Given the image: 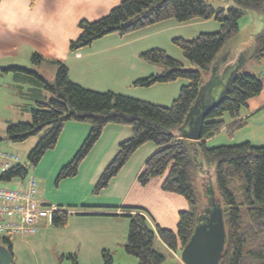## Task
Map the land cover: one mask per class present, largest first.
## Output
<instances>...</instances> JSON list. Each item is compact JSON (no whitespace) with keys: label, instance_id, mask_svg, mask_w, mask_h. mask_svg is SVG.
<instances>
[{"label":"trees","instance_id":"1","mask_svg":"<svg viewBox=\"0 0 264 264\" xmlns=\"http://www.w3.org/2000/svg\"><path fill=\"white\" fill-rule=\"evenodd\" d=\"M118 1V5L104 17L92 22L79 21V36L70 42V51L89 46L110 33L126 35L169 19L178 23L213 19L219 24L216 32L201 33L190 40L173 39L186 61L208 74L226 43L238 33L241 17L249 12L264 11V0H233L234 4L226 9L214 8L208 0ZM252 45L253 57L264 58V24L253 36ZM140 56L149 63L160 65L163 71L161 75L136 80L134 86L149 87L157 82L177 79L187 81L169 106L112 91L85 88L69 79L67 67L59 61H49L57 65L52 81L32 68H0V74L12 76L15 93L27 101L21 104V110L30 113V122L7 123V139L18 143L30 136H39L27 156L29 163L36 166L43 155L55 147L66 122L88 124L90 129L86 138L70 162L60 169L58 181L77 174L80 163L106 125L129 126L132 136L119 144L116 155L95 184L93 194L107 187L141 145L152 143L156 149L145 161L137 182L146 186L153 178L164 177L161 190L183 197L190 210L179 213L177 229L173 232L158 225L151 226L144 211L138 208L121 207V217L128 220L123 244L125 253L135 257L137 264H163L165 257L154 246L156 236L171 250H175L178 244L182 248L193 232L201 201L207 197V188L211 185L215 202L220 204L223 212L226 232L219 264H264V146L256 147L248 142L233 146L206 145L207 139L226 126L225 116L231 120L226 127L229 136L245 126L241 111L248 100L261 92V80L251 74L236 72L222 101L206 116L200 139L190 141L181 139L179 134L203 84L200 71L184 69L180 61L159 48L146 50ZM43 61L39 54L31 56L33 65ZM26 175L25 166L19 164L1 180L23 179ZM69 216L65 210H57L52 214L51 224L66 226ZM0 240L11 252L10 240L6 236H0ZM101 257L103 264H116L109 251H103ZM67 258L71 264H77L74 256L68 255Z\"/></svg>","mask_w":264,"mask_h":264},{"label":"crops","instance_id":"2","mask_svg":"<svg viewBox=\"0 0 264 264\" xmlns=\"http://www.w3.org/2000/svg\"><path fill=\"white\" fill-rule=\"evenodd\" d=\"M118 3V0H34L33 2L31 0H0V68L21 67L26 63L28 65L29 61L31 62V56L36 53L45 61L32 69L48 81L53 80L57 68L56 64L49 61H59L67 67L69 79L85 88L120 93L118 90H113L117 79L127 81V87L130 85L136 87L133 85L136 80L147 75L159 74L160 70L163 71L161 66L152 65V69L147 71L148 74L135 73L136 68L133 62L141 57V53L149 50V47L145 50L143 48L144 41L148 37V32L141 34L145 28L126 35L110 33L77 51L69 50L70 42L75 41L79 36L77 27L79 21L98 20L108 14ZM249 13L252 19H255V12ZM239 23L238 38L240 37ZM263 24L264 16L257 22L253 33H258ZM218 29L219 27L212 26L211 29H206L202 33L216 32ZM141 42H143L141 46H135ZM243 44L237 38L226 43L213 63L216 71L212 77L224 76L225 83L236 67L238 69L235 73L242 72L248 65L245 72L261 80V92L248 100L241 111V119L245 120V126L229 136L226 127L231 120L225 116L227 117H224L226 126L206 140L208 147L233 146L245 142L256 147L264 146V58L253 57V45L244 46ZM46 65H49L51 70L49 77L47 73H42L45 72ZM227 65L235 68L224 72ZM210 74L211 71L207 75ZM3 75L9 74H0V79H8L7 83L0 87V93L3 87L8 89L15 87L12 76L2 78ZM91 75L99 77L100 83L97 82V86L105 88L97 89L100 87L80 82L81 78H88ZM208 79L207 76L206 80ZM172 93L174 94V91ZM13 95L14 107L21 106V97L17 93ZM127 96L140 98L135 94H127ZM170 96L162 97L160 93V97L164 100L170 99ZM7 120L3 121L10 122ZM89 129L90 126L86 123L66 122L55 147L43 155L40 161L43 167L51 166L54 170L70 162L86 138ZM131 136L132 129L129 126L106 125L98 141L80 163L77 174L72 180L63 181L60 184L62 186L58 195L48 194V180L45 174L40 172L38 167L33 170V173L39 176L36 177V181L40 202L45 206H55L65 210L70 216L67 225L63 227H55L49 220H43L39 224L37 233L32 236H6L10 240L11 264L22 263L17 262L14 250V244L20 243L29 245L33 253L48 245H50L49 249L59 248L64 253L61 258H67L68 255L74 256L77 264H103L101 257L103 251H109L116 264H137L136 258L126 254L123 249L128 232V220L121 217L123 214L121 207L138 208L144 211L151 226L158 225L160 228L176 231L179 213L190 210L186 200L177 194L161 190L164 177L153 178L146 186H141L137 182L145 161L156 149L152 143L141 145L117 175L109 181L107 187L98 194H93L95 184L105 167L116 155L119 144ZM219 136H223L225 141L216 143L215 140ZM82 206L89 209H84ZM1 244L7 247L0 240ZM154 246L164 257L168 255L178 258L180 244L175 250H171L156 236ZM43 256L27 261V264H46L40 262Z\"/></svg>","mask_w":264,"mask_h":264},{"label":"rangeland","instance_id":"3","mask_svg":"<svg viewBox=\"0 0 264 264\" xmlns=\"http://www.w3.org/2000/svg\"><path fill=\"white\" fill-rule=\"evenodd\" d=\"M208 1L214 8L226 9L227 7L234 4L233 0H208ZM254 14H255L254 15L255 19H252L250 13H246L239 20L240 37L238 38L239 35L237 33L235 38H237L240 42L244 43L243 44L244 46L252 45V38L254 35H256V33H253V31H255L257 22L259 21V19L264 16V11L255 12ZM212 26L219 27V24L213 19L211 20L195 19V20H191L185 23H178L174 21L173 19L161 21L152 26H148L144 29V31H141V34L148 32L152 36L151 37L147 33L148 37H147V40L144 41L143 48L144 50L147 49V47H149V49L159 48V49L164 50L168 56L174 59H177L182 64H184L183 65L184 69L190 68L192 70L200 71L202 75L201 76L202 81L205 82L207 79V76L209 78L210 75H207L205 71L200 70L195 64L188 63L186 59L183 57L182 52L179 49V47H177L174 44L173 39L183 38L186 40H190V39L197 37L199 33L201 34L204 30L211 29ZM205 33H212V32H205ZM142 43L143 42L137 43L135 46H141ZM26 64H23L21 67H27V68H32L34 66L36 67V65H33L30 61L28 65ZM133 64L136 68L135 73H138V75H143L146 73L148 74L147 71L152 69V65L160 66L158 64L149 63L148 61H145L142 57H138V60L134 61ZM247 67L248 65L245 66L244 70H242V73H246L245 71ZM38 69L39 71H42V69L41 70L40 68ZM50 71L51 70H50L49 65H46L45 72H42V73L43 74L47 73V76L49 77ZM161 74H162V70L159 71V75ZM5 76H9L10 78L11 75L10 74L3 75L2 78H5ZM149 76L147 75V77ZM54 77L55 75L53 76V78ZM143 78H146V76ZM7 80L8 79H0V87H2L4 83H7ZM117 80L118 81H116L115 86H114L115 89L113 88L114 91L118 90L120 91V94L123 93V95L135 94L139 96L140 98H137V97L135 98L134 96L133 97L129 96V97L144 100V101L154 103V104L165 103V104H159L162 106H169L172 103V101L178 96L180 88L182 87L181 85L183 83H187V81L184 79H177L175 81H170L166 83L157 82L149 87H140V86L131 87L132 85L127 87V84H128L127 81L122 80V79H117ZM99 81H100L99 77H95V75H91V77H88V78L80 79V82L90 83L96 87H100V86H97V82ZM102 88H105V87H100L97 89H102ZM1 91L2 93H0V138L2 140L0 141V148L6 151L13 152L17 156H19L20 164L22 166H25L27 170V175H32L35 178L39 177L37 174L33 173V170L36 167H38V170L44 173L48 180L47 193L50 195H58V192L60 191L61 186H62L60 184L63 181L65 182V181L72 180L73 177H68V178L57 181V176L59 174L60 169L63 166L59 167L58 169L52 170L53 168L51 166L44 168L42 163H40L41 160L36 166H33L29 163L27 159L28 153L35 146L36 142L39 139V136L33 135V136L28 137L25 141L18 142V143L11 142L9 139H7V136H6L7 122H4L3 120L8 119L7 121H10L11 123L30 122V113L28 111L21 110L20 106L14 107L13 103L15 101L14 99L15 97L13 94H15L16 91L13 87L10 89L3 87ZM173 91H174V94L172 93ZM100 92H103V91H100ZM160 93L162 97L171 95L170 99L164 100V98L160 97ZM24 103H27V101L21 100V104H24ZM221 141H225L223 136H219L215 140L216 143L221 142ZM52 161L54 162V159H52ZM9 186H14V185L9 184ZM202 189L203 188L201 186L200 187L201 192H202ZM206 201H207V198L205 196L203 200L201 201L202 207L200 206L201 209L199 211H201L204 208V206L206 205ZM49 247L50 245H48L46 248H41L40 251L38 252L33 253L29 245H26L23 243L14 244V250L16 253V257H17V262L20 263L21 261L22 263L20 264H27V261L36 260L40 258L42 255H44L40 259V262H44L46 264L49 262L52 264H71V260L67 259L66 257L61 258V256L64 253H62V251L59 248L49 249ZM177 255H178L177 259L173 258L172 256L166 255L163 264H183L180 260V251L177 253ZM13 264H17V263H13Z\"/></svg>","mask_w":264,"mask_h":264},{"label":"water","instance_id":"4","mask_svg":"<svg viewBox=\"0 0 264 264\" xmlns=\"http://www.w3.org/2000/svg\"><path fill=\"white\" fill-rule=\"evenodd\" d=\"M214 65V64H213ZM211 66V76L199 87L194 104L190 108L180 128V138L197 141L201 136V128L209 111L223 99L229 83L238 69L227 65L223 70H233L224 83L225 77H212L215 66ZM229 70V71H230ZM231 70V71H232ZM228 71V72H229ZM222 87V88H221ZM207 201L198 213L193 232L188 242L181 248L180 260L183 264H219L221 259L226 232L223 212L220 204L215 202L211 185L207 188ZM12 255L7 247L0 245V264H11Z\"/></svg>","mask_w":264,"mask_h":264},{"label":"built area","instance_id":"5","mask_svg":"<svg viewBox=\"0 0 264 264\" xmlns=\"http://www.w3.org/2000/svg\"><path fill=\"white\" fill-rule=\"evenodd\" d=\"M19 164V156L0 148V236H32L37 233L40 222H51L52 214L58 210L40 202L34 176L1 180Z\"/></svg>","mask_w":264,"mask_h":264}]
</instances>
